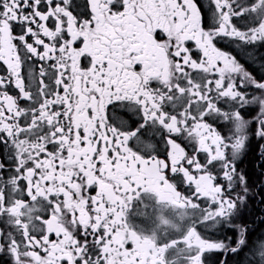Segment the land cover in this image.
Wrapping results in <instances>:
<instances>
[{"label": "snow or ice", "instance_id": "1", "mask_svg": "<svg viewBox=\"0 0 264 264\" xmlns=\"http://www.w3.org/2000/svg\"><path fill=\"white\" fill-rule=\"evenodd\" d=\"M0 264H264V0H0Z\"/></svg>", "mask_w": 264, "mask_h": 264}]
</instances>
